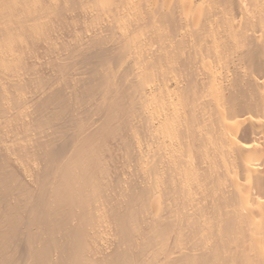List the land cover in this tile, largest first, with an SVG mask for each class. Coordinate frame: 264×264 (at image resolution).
<instances>
[{
    "label": "bare ground",
    "instance_id": "bare-ground-1",
    "mask_svg": "<svg viewBox=\"0 0 264 264\" xmlns=\"http://www.w3.org/2000/svg\"><path fill=\"white\" fill-rule=\"evenodd\" d=\"M0 264H264V0H0Z\"/></svg>",
    "mask_w": 264,
    "mask_h": 264
}]
</instances>
